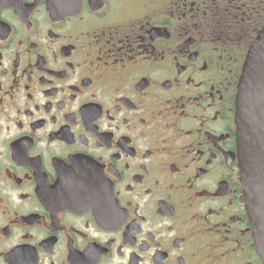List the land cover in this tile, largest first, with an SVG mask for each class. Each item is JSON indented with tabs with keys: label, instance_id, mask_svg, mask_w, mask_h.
Returning a JSON list of instances; mask_svg holds the SVG:
<instances>
[{
	"label": "flooded vegetation",
	"instance_id": "obj_1",
	"mask_svg": "<svg viewBox=\"0 0 264 264\" xmlns=\"http://www.w3.org/2000/svg\"><path fill=\"white\" fill-rule=\"evenodd\" d=\"M264 0H0V264H264L237 86Z\"/></svg>",
	"mask_w": 264,
	"mask_h": 264
},
{
	"label": "water",
	"instance_id": "obj_2",
	"mask_svg": "<svg viewBox=\"0 0 264 264\" xmlns=\"http://www.w3.org/2000/svg\"><path fill=\"white\" fill-rule=\"evenodd\" d=\"M240 181L257 250L264 261V27L250 46L237 94Z\"/></svg>",
	"mask_w": 264,
	"mask_h": 264
},
{
	"label": "trees",
	"instance_id": "obj_3",
	"mask_svg": "<svg viewBox=\"0 0 264 264\" xmlns=\"http://www.w3.org/2000/svg\"><path fill=\"white\" fill-rule=\"evenodd\" d=\"M242 51H243V54H246L247 49H244V50H242Z\"/></svg>",
	"mask_w": 264,
	"mask_h": 264
}]
</instances>
